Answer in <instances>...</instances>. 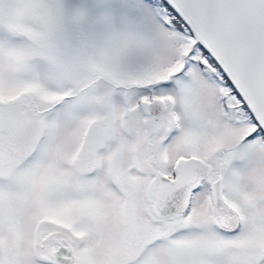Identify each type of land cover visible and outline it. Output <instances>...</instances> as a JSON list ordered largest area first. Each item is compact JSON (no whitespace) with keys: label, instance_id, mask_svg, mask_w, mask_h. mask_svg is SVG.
Listing matches in <instances>:
<instances>
[{"label":"snow or ice","instance_id":"1","mask_svg":"<svg viewBox=\"0 0 264 264\" xmlns=\"http://www.w3.org/2000/svg\"><path fill=\"white\" fill-rule=\"evenodd\" d=\"M0 264H264V0H0Z\"/></svg>","mask_w":264,"mask_h":264}]
</instances>
